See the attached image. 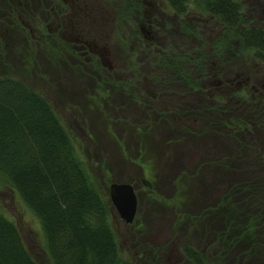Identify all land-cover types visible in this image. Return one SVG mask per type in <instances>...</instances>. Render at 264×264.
<instances>
[{"label": "trees", "instance_id": "trees-1", "mask_svg": "<svg viewBox=\"0 0 264 264\" xmlns=\"http://www.w3.org/2000/svg\"><path fill=\"white\" fill-rule=\"evenodd\" d=\"M17 1L21 3L18 7ZM119 1L115 4L120 7L116 8L119 21L129 19L134 24L140 9H143L146 19L151 12L150 6H144L141 0ZM165 1L176 15V25L166 23L161 29L169 41L162 44L165 48L159 58L160 77L164 84L174 83L177 87L175 92L184 94L188 92L189 86H199L197 81L190 80L189 63L192 62L193 68L197 65V55L205 58L203 51L191 55L190 44L187 45L189 51L185 45L173 46L171 40L178 41L181 37L185 41V34L195 41V46L199 47L197 50L209 48L206 58L209 62L225 63L228 60L227 50H230L236 53L242 69L252 65L253 61L264 63V27L253 23L249 12L252 5L247 0ZM33 3L34 7L37 6L35 1L0 0L1 26L19 29L18 21L15 26L8 23L12 20L9 8L15 5L25 15L28 13L32 16L35 12L31 6ZM190 5L194 6L198 15H205L218 25V33L209 39V43H204L199 34V19L187 17ZM178 33H181L179 37ZM47 41L50 47L56 49V41L51 37ZM2 43L0 69L5 73L0 74V180L10 186L39 219L44 250L53 264H127L120 257L117 235L108 221L112 204L107 187L112 179L106 174L103 178H96L90 171L80 156L73 136L51 102L24 78L11 73L18 66L6 59L11 56V50L7 49V41ZM26 50L31 55L32 48ZM35 60L36 57L32 56L27 59V63L34 67ZM137 62V59L132 61L135 65ZM215 66L209 63V69ZM10 67L12 69L8 70ZM195 68L202 70L199 66ZM57 85V93L63 98L71 99L80 95V91L75 92L70 87L68 93L61 94L60 85ZM125 93L115 92L122 98L112 99H121L122 104L127 101L121 108H128L132 103L123 98L130 95ZM262 104L264 108V100ZM250 121L253 123L249 115L242 116L241 128H248ZM259 123L264 127V117L259 119ZM251 126L257 128L255 123ZM261 154L263 152L258 150L257 155L260 157ZM102 159L105 161L104 157ZM105 163L108 166L113 164L109 158H106ZM215 163L223 175L233 176V169L226 165L225 159ZM212 164L204 163L208 166ZM183 188L187 186L183 185ZM177 190H181V187ZM180 202L175 205L180 206ZM216 206L202 212L208 218H202L199 230L207 231L206 225L210 232L216 233L225 243L228 237L230 240L233 238L234 230L238 229L241 248L245 247L246 252L263 257L264 241L260 240L264 239V174L255 179L242 180L239 185L233 184L223 193ZM184 251L191 264L221 263L218 259L205 257L199 249L187 247ZM0 264H39L27 249L17 223L2 212Z\"/></svg>", "mask_w": 264, "mask_h": 264}, {"label": "rangeland", "instance_id": "rangeland-1", "mask_svg": "<svg viewBox=\"0 0 264 264\" xmlns=\"http://www.w3.org/2000/svg\"><path fill=\"white\" fill-rule=\"evenodd\" d=\"M247 1L252 5L250 6L249 12L253 18V23L264 27V0ZM108 2L109 3L107 4L105 1L103 6H106L107 4L109 8H112L113 12L117 10L116 8L120 9L119 5H115L120 2L119 0H109ZM156 2L158 3V6L152 15V20H157L156 23H154L157 26V28L154 29L155 31H150L151 28L148 27L147 19L143 15V9H140L134 24H131L129 19L120 20L121 31L123 33L126 31L125 49L121 51L117 50V47L114 46V44H112L113 46L109 43L106 45L110 53L109 60L112 64H114L117 71L120 70L119 61L121 57L127 56L126 60H128V63L130 61H135L136 59L139 63H141L143 72L140 75V83L143 82L142 78L144 77L150 79H146L144 81L145 89L149 93L153 92L150 85L153 82H159L162 78L160 77V67L155 65L158 63L156 61L158 59L156 57L158 55L157 53L161 51L157 45L161 42L164 43L169 41V37H167V40L164 31L161 30L162 26L166 23H170L171 26L176 25V15L173 13L172 9L169 8L166 1L156 0ZM144 5L148 6L147 4ZM189 7L190 14L187 17L192 18L193 20L199 19V22L197 23V25L200 27L199 34L201 35L204 43H209V39L218 33V25L213 20L208 19L205 15H198V13L194 11L195 8L193 5H190ZM32 16L33 17L31 18L30 15H25L21 18V20L26 25L33 23L32 25L34 28L32 27V33L30 30L28 31V29L25 28V24H23L20 19L18 20L20 25V27H18L19 29H15V31L11 32L12 38L8 43L7 48L8 50H11V56H8L6 59H8L9 63H17L18 66V68L13 69L11 73L24 78L29 84L32 85L34 89L42 93L51 102L54 109L60 116L63 124L73 136L76 146L79 149L78 151L80 156L85 160L90 171L95 175L96 178H103L104 174H106V176H110V180L112 178H117L118 180H121L120 182H135L137 175L141 174V172H146L145 178L151 182L152 187L149 191L145 190L147 189L146 187L143 188L144 190H141L142 187L137 188L139 189L140 198L139 213L136 215V218L141 217L146 221L150 220L154 225L150 233L145 234V238L146 236L150 238L158 228L161 229L169 227L170 225L173 226V230L176 232V234L181 232L180 228V230L174 228L176 227L174 222L175 220L172 219L171 215H169L168 212H164L168 211L167 209L162 207L156 209V207L160 204V206H176L175 204H177L179 201H182V203L180 202L181 207L194 206L205 208V206L207 207L212 204H217L223 193H225L227 188L231 187L233 184L239 185L242 180L255 179L256 177L264 174V151L260 157L257 155V151L259 150L261 152L264 147V127H262V125L259 123V119L261 118L255 119V124L257 125L255 127L257 128L252 127L251 124L248 126V128H240L239 133L236 134V139L239 141V147H236L238 143L234 146L232 142H230L226 147L227 151L225 150L226 154L223 157H226L224 159L227 162L226 165L230 169H233V171L236 169L233 176L229 175L228 177L223 175L217 163H214L215 167H211L212 165L210 167L205 166L203 163L206 161L200 163L194 171H190V173H188V169L193 170L194 166H191L190 164L179 166L178 163L170 162L166 159V157L169 155L168 151L166 150L164 153L163 148H161L162 144L156 143L158 141V131H168L169 126L172 127L174 134L170 135V138H168L166 141L174 140L177 142L181 141L183 137L186 138L185 134L178 138L179 131H186L190 129V127H188L189 124L187 126H181L180 121L178 120V117L180 116L178 111H182L181 107L175 108V110L172 111L174 112L173 119L175 122H169V124L162 123L161 127L159 122L157 129H155L153 121L151 120V116L147 120L145 115L138 116L137 111L130 113L126 108H121V106L124 107V105H126L127 101L122 104L121 99L112 100L116 99L117 97L122 98V96L115 95L117 88H114L113 90L108 89L109 92L102 90L101 94L98 95L96 91H92L90 88H87V86H84L80 91V95L74 96L71 99L63 98L62 96L58 95L56 89L58 86L56 83L58 79L61 80L63 77L69 79L76 78V82L81 83L79 81V72L76 66L67 63V60L61 61L60 59H57V52H53L49 48L45 49L44 51L43 44L38 45L39 42H37L36 38L40 37L41 35L43 37H50V35H47V29L51 28V25L47 27L45 23H43L41 24L42 26H40L37 20V15ZM48 18L49 21L47 22H50L52 16H49ZM115 24H119L118 19H116ZM141 27L144 29V32L149 31L148 35H152L154 38L155 42L149 44L151 46L149 50L151 53L148 51L149 47L145 48L147 44L143 42V32L141 31ZM158 29L160 30L158 31ZM180 34L181 33H178L177 36L179 37ZM32 36H35V38ZM55 36L58 37L57 34ZM111 38H113L114 42L117 41V38L114 35ZM184 40L185 41H183V39L180 37L178 41H171L173 46L185 45L186 50H188L187 45L190 44V51H188L191 53V55H195L196 53L203 51L205 58L203 59L197 55V61H195L197 65H195V67L199 66V68L206 72L207 68H204L206 65L203 61H207L206 58L209 56V48L206 47L207 49L204 50L205 47H201L199 50H197L199 47L195 46V41L187 34H185ZM143 44L144 47H142ZM192 45H194V48ZM140 47L145 50L144 54H142L141 50H139ZM27 48H32V50H30L31 55L28 54L26 50ZM6 52L8 53V51ZM130 53H133V55H131L129 58L128 54ZM229 55L231 60V56L233 57V55ZM32 56L36 57V65L34 67L27 63V59L32 58ZM186 64L188 65V63ZM149 66L155 68L151 69ZM247 66H249L248 72L251 73L253 80L256 81L259 80V78H264L263 62L258 60L257 62L252 63V65ZM195 67L193 66V68ZM10 69L12 68L10 67L8 70ZM4 73L5 71L1 68L0 74ZM195 73H199L196 68ZM90 75L93 76L95 74L90 73ZM204 78H206V75ZM128 82L130 84V89H126L125 94L128 95L129 93L130 95H128L129 97L123 96V98H127L128 101H132L128 108H133L134 104H138L136 107L138 108L141 105L143 96L132 86L133 80ZM79 86L81 87V84ZM65 88L66 93H68L69 87ZM189 91L190 89L188 92L185 91L184 94L179 92L182 95H180L178 92H176V94L182 98H186L189 96ZM116 108H121L122 112L120 113L118 110H115ZM137 110L141 112V108H138ZM123 112H126L125 116L122 115ZM149 114L150 113H148V115ZM162 114L165 115L164 113ZM168 114L170 115L171 113ZM184 114H189V112L185 111ZM151 115H154V112H152ZM189 115L192 118H198L197 120L200 121V124L197 127V134L201 133L200 131L202 127L203 129L208 127V129H212L211 131H215L214 133L218 132V134L224 135L225 130L223 127L216 129L218 124V121L216 120H219L217 116L213 114L202 116L201 111L196 110H194ZM161 134L163 135V133ZM222 140L227 144L226 139L223 138ZM203 141L201 139H196L195 143L198 148H205L210 151V154L211 151H213L212 153H217V148H215L214 145L212 146L210 140L207 141L203 139ZM172 144H174V142H172ZM251 146L255 148H251ZM185 150L186 148L183 152H185ZM123 154H125V157ZM187 154H189L188 151ZM217 155L219 154L217 153ZM103 157L105 158V161H103ZM106 158H109V160L113 162L111 166H108V164L105 163ZM129 160H134L137 162L139 167L135 164V166L131 165L130 162H128ZM222 178L224 179L223 181H221ZM183 185L187 186V188H183ZM180 187L181 190H177ZM202 190H208L209 192H206V194L203 195ZM146 194H150V196H146ZM150 197H152L151 200ZM147 211L150 212L146 213ZM190 211L193 212L194 210ZM203 211L204 210L200 209L198 213L193 215H191L192 212L191 214H187L192 216L191 220H189L191 222L188 221L190 227H193L192 222L201 226L202 219L200 214H202ZM0 212L6 214L17 223L27 249L30 251L33 257L36 258L39 264H53L44 250V236L39 219L22 202L16 192L1 180ZM116 214V209L111 205L108 221L117 235L120 257L127 264L167 263L164 259L158 257L148 255L142 257L132 255L131 253L129 254L126 250L127 245H129L127 243L128 240L125 241L123 228ZM196 216L199 217L194 219L193 217ZM135 221L136 220H134V222ZM182 226H185V224H182L181 227ZM205 227L208 230L204 233L207 237H210V229L206 225ZM146 229L147 224L145 223L143 230L137 235V238L142 237ZM190 232V229L182 232V238H185L186 236H194L195 238H193V240H201L203 242L202 239L205 238L203 233L192 235ZM178 234L180 235V233ZM199 244L200 247H202L203 243L201 244L199 242ZM136 249L137 247H133L131 248V251L134 252ZM249 254L250 252H246V248L243 247L241 250L240 259L238 258V260L243 261L242 263L245 264ZM258 259L259 260L254 262V264H264V255L263 257H258ZM226 263L228 264L229 262Z\"/></svg>", "mask_w": 264, "mask_h": 264}, {"label": "flooded vegetation", "instance_id": "flooded-vegetation-1", "mask_svg": "<svg viewBox=\"0 0 264 264\" xmlns=\"http://www.w3.org/2000/svg\"><path fill=\"white\" fill-rule=\"evenodd\" d=\"M28 1H35L37 4L35 7L34 3L31 4L32 8L35 10L32 15H37V20L40 26H42L41 24L43 23H45L47 27L51 25V28L47 29V35H50V37L56 41L57 47L56 49L50 47L47 41L48 37H43L42 35L36 38L37 42H39L38 45L43 44L44 51L45 49L49 48L51 51L57 52V59H60L61 61L67 60V63L75 65L79 72V81L81 83H77L76 78H70L71 81L69 78L64 77L61 78V80L58 79L56 83L60 85L61 94L66 93L64 91L66 89L65 87L73 88L76 92L81 91L82 87L84 86H87V88H90L92 91H96L98 95L101 94L102 90L109 92L108 89L113 90L114 88H117L115 92H124L126 89H130V84L128 81L133 80L132 86L143 96L141 105L138 107L141 108V112H139L137 110L138 108H136L138 104H134L133 108L126 109L130 113L137 111L138 116L145 115L147 120L151 116V120L153 121L155 129H157L159 122L160 127L162 123L169 124V122H175L173 119L174 112L172 111L179 107L183 109L180 111L178 120L180 121L181 126H187L189 124L188 127H190V129L186 131H179L178 138L180 136L182 137L184 134L186 135V138L183 137L181 141L177 142L174 140L166 141L168 138H170V135L174 134L172 127L169 126L168 131H158V141L156 143L162 144L161 148H163L164 153L166 150L168 151L169 155L166 157V159L170 162L178 163L179 166L184 164H190L191 166H194L193 170L188 169V173H190V171H194L195 168L204 161H206L205 163H215L226 158L223 156H225L226 147L230 142H232L234 146L238 143L236 147H239V141L236 139V134L239 133L241 128L240 120L242 116L249 115L253 121V123L250 121V124H254L255 119L264 117V108L262 104V100H264V78H259V80L256 81L253 80L251 73L248 72L249 68L246 67L247 69H242L240 67L238 57H236V53L233 51L231 53L230 50H227L228 60L225 61V63H221L220 61H203L206 65L204 68H207L206 72L203 70H198L199 73H195V69L192 68L191 62L189 63V67H191L190 80L197 81L199 85L198 87L189 86L190 93L188 95L191 97L188 96L186 98H182L178 96L174 91L177 90L176 85L172 82H170V84H164L163 79H160L159 82H153L150 85L153 92L149 93L146 91L144 84V81L147 79V77L142 78L143 82L140 83V75L143 72L141 63L137 62V65L132 63V61L128 63V60H126L127 56L121 57L119 61L120 70L117 71L114 64H112L109 60L110 53L106 47L107 43L111 45L114 44V46L117 47V50L122 51L125 49L126 42V31L124 33L121 31V25L117 12H113L112 8L107 6L109 0ZM105 1L107 4L106 6H103ZM141 2L143 5L147 4L151 8L150 14L147 15V23L148 27L151 28L150 31H152L157 28V26L154 24L156 23V20H152V15L156 11L158 3L156 0H141ZM16 4L18 7V5L21 3L17 1ZM16 6L13 5L11 9L9 8L11 13L10 17L12 20H10L8 23L11 26H15L17 21L19 19L21 20V18L25 16V14L21 10H18ZM26 15L29 16L30 14L26 13ZM49 16H52V18L50 19V22H47L49 21ZM30 17L32 18L33 16L30 15ZM116 19L119 21V24L117 25L115 24ZM22 23L25 24L23 21ZM32 24H25V28H27L28 31L30 30L31 33L33 32L34 28ZM15 29L16 28L13 27L5 28L4 25L1 26L0 23V46L3 44L2 42L5 43V41H7V43H9L11 41V32L15 31ZM143 30L144 29L141 27V31L143 32L142 38L145 44H147L145 48L149 47V51L151 47L149 44L154 43L155 41L152 35H148L149 31L144 32ZM159 30L160 29H158V31ZM56 34L58 37L55 36ZM113 35L117 38L116 42H114L113 38H111ZM32 37L35 38V36ZM162 44L163 42L157 45L159 46L158 48L161 49V51H159L157 53L158 55L156 56L158 58H156L158 63L155 65H158V67H161L159 58L161 54H164L163 51L165 47L162 46ZM142 47H144V44ZM139 50H141L142 54H144L145 50L143 48L140 47ZM149 53L151 52L149 51ZM229 54L233 55L234 60L230 61ZM128 55L130 58L133 53ZM254 62L256 61H253V63ZM209 63H212V65L216 66L209 69ZM150 68L154 69L155 67ZM90 73L95 75L91 76ZM205 75L206 78H204ZM80 84L81 87L79 86ZM194 110L201 111L202 116H208V114L217 116L219 120H216L218 121L216 129L223 127L225 130L224 135L218 134L217 131V133H214L215 131H211L212 129H208V127L206 129H203L202 127L201 131L199 130L201 133L197 134V127L199 126L200 121L197 120L198 118H192L189 115ZM118 111L121 113L122 109ZM185 111L189 112V114H184ZM152 112H154V115H151ZM148 113L150 114L148 115ZM168 113L171 114L169 115ZM125 114L126 112L122 113L124 116ZM161 133H163V135ZM223 138L227 140V144L223 142ZM196 139H201L202 141L203 139L207 141L210 140L212 146L214 145V147L217 148L216 152L219 155H217L215 152L212 153L213 151H211L210 154V151L205 148H198L195 143ZM172 142H174V144H172ZM185 148L186 150L183 152ZM251 148L255 147L251 146ZM187 151L189 154H187ZM263 151L264 147L261 152ZM123 155L125 157V154ZM128 162H130V164L133 166L136 165L139 167V164L134 160H129ZM211 167H215V165L212 164ZM234 174L235 170L233 171V175ZM146 179L145 173L141 172V174L137 175L135 182L127 181L133 185L134 191L136 193V211L133 220L130 223L126 222L120 217L118 212L116 214L123 228L125 241L128 240L127 243L129 245H127L126 250L129 254L131 253L132 255L142 257L148 255L162 258L167 262L166 264H191L184 251L187 247H189L201 250L205 257L220 260V264H227L226 262H229L230 264H244L242 263L243 261L238 260V258L240 259L242 250L240 245L241 240L237 236V234L239 235L238 229L234 230L233 238L230 240V237H228L227 242L224 243V241L218 238L216 233L211 232L209 233L210 237H207L204 233L205 230H199L200 226L197 223L192 222L193 227L189 226L188 221L191 220V215L198 213L200 209L205 210L209 207L216 208V204H212L207 207L205 206V208L194 206L181 207L177 205L160 206V204L156 207V209L162 207L168 210L164 212H168L172 219L175 220L174 222L176 227L174 228L181 229V232H178L180 235L178 233L176 234V232L173 230V226L170 225L169 227L161 229L158 228L159 230L157 229L150 238L147 236L145 238V234L150 233L154 225L150 220L146 221L141 217L136 218V215L139 213L140 198L139 189L137 188L142 187L141 190H144L143 188L146 187ZM112 181L120 182L121 180L112 178ZM145 190L149 191L150 189L147 188ZM208 190H202L204 195L206 192H209ZM107 191H109L108 187ZM189 209L194 211L192 212ZM149 212L150 211H147L146 213ZM206 215L207 214H200L201 219L206 217L205 219L207 220L208 216ZM198 217L199 216L193 218L195 219ZM134 220L136 221L134 222ZM145 223L147 224L146 231L142 237L137 238V235L143 230ZM182 224H185V226L181 227ZM188 229L191 230L190 234L192 235L203 233L205 235V238L202 239L203 242L201 240H193V238H195L194 236H186L185 238H182V232H185ZM252 240L255 241V239ZM260 241H264V239H261ZM199 242L201 244L203 243L202 247H200ZM133 247H137L134 252L131 251V248ZM248 256L249 259H246L245 264H254V262L259 260V255L257 254L250 253Z\"/></svg>", "mask_w": 264, "mask_h": 264}, {"label": "water", "instance_id": "water-1", "mask_svg": "<svg viewBox=\"0 0 264 264\" xmlns=\"http://www.w3.org/2000/svg\"><path fill=\"white\" fill-rule=\"evenodd\" d=\"M148 186L149 183L145 182ZM110 200L126 222H131L136 211V194L133 185L128 182H112L109 185Z\"/></svg>", "mask_w": 264, "mask_h": 264}]
</instances>
